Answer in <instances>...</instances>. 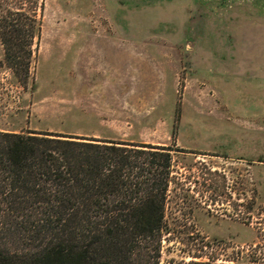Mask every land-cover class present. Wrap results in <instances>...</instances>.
<instances>
[{
	"label": "rangeland",
	"instance_id": "1",
	"mask_svg": "<svg viewBox=\"0 0 264 264\" xmlns=\"http://www.w3.org/2000/svg\"><path fill=\"white\" fill-rule=\"evenodd\" d=\"M38 1L25 75L0 43V126L165 147L158 264H264V0Z\"/></svg>",
	"mask_w": 264,
	"mask_h": 264
},
{
	"label": "trees",
	"instance_id": "2",
	"mask_svg": "<svg viewBox=\"0 0 264 264\" xmlns=\"http://www.w3.org/2000/svg\"><path fill=\"white\" fill-rule=\"evenodd\" d=\"M41 7L38 0H0L3 57L17 76L27 73ZM165 149L0 130V264H158L171 166Z\"/></svg>",
	"mask_w": 264,
	"mask_h": 264
},
{
	"label": "crops",
	"instance_id": "3",
	"mask_svg": "<svg viewBox=\"0 0 264 264\" xmlns=\"http://www.w3.org/2000/svg\"><path fill=\"white\" fill-rule=\"evenodd\" d=\"M108 85V82L107 83H105V85L104 86H107ZM118 85V84H117ZM100 86V85H99ZM101 87V86H100ZM103 87V86H102ZM118 87V86H117ZM106 88V90H105V92H106V95H107V98H105V99H103L102 98V100H106V101H108V102H111L112 104H114L115 105V113H116V115L114 116L113 115V113H112V116H111V118H110V120L113 122V120H114V118H115V120L116 121H118L119 120V91H118V88H116V90H113L112 89V91H109L108 90V88L107 87H105ZM103 90H104V88H103ZM80 92H79V94L81 95V93H82V90H79ZM102 92V91H101ZM109 92L111 93V98H109ZM82 95H83V93H82ZM98 95V94H97ZM98 98H100L99 96H98ZM108 120H109V118H108ZM0 130H2V131H11V132H19V130H16V129H9V128H5V127H1L0 126ZM76 134V133H75ZM78 135H81V134H83V133H77Z\"/></svg>",
	"mask_w": 264,
	"mask_h": 264
}]
</instances>
